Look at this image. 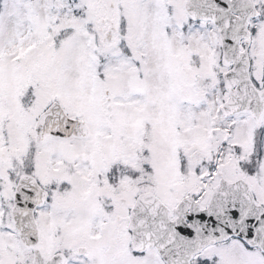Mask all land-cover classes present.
I'll return each mask as SVG.
<instances>
[{"label":"snow or ice","instance_id":"obj_1","mask_svg":"<svg viewBox=\"0 0 264 264\" xmlns=\"http://www.w3.org/2000/svg\"><path fill=\"white\" fill-rule=\"evenodd\" d=\"M0 264H264V0H0Z\"/></svg>","mask_w":264,"mask_h":264}]
</instances>
